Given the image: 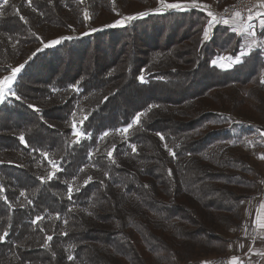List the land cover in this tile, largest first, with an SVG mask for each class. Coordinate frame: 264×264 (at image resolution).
<instances>
[{
  "label": "trees",
  "instance_id": "16d2710c",
  "mask_svg": "<svg viewBox=\"0 0 264 264\" xmlns=\"http://www.w3.org/2000/svg\"><path fill=\"white\" fill-rule=\"evenodd\" d=\"M86 1L0 0V74L25 65L20 99L0 105V264H182L225 253L236 239L224 230L238 229L258 192L234 150L260 148L264 130L232 110L244 87L264 89V28L248 48L222 25L205 40L210 11L156 10L45 47V27L73 22L54 16ZM239 56L227 70L212 64Z\"/></svg>",
  "mask_w": 264,
  "mask_h": 264
},
{
  "label": "rangeland",
  "instance_id": "374dc122",
  "mask_svg": "<svg viewBox=\"0 0 264 264\" xmlns=\"http://www.w3.org/2000/svg\"><path fill=\"white\" fill-rule=\"evenodd\" d=\"M240 0H197L198 5L197 7H192L191 0H165V3H182L183 9L187 8H196L201 10H207L211 12V16H213L212 23L214 25H211V28L209 29V26L206 27L205 31H209V34L211 35L214 31L215 27L218 25H222L227 27V24L219 23L216 24V21H222V20H228V24H230V19H224L220 16V13L227 8H230L237 4ZM258 2L264 4V0H257ZM156 5H159L158 7ZM157 7V9H156ZM161 11L166 10L162 8V5L160 4L159 0H87L82 6L79 8H75L74 11H69V13L65 15H61L60 11L58 12V17L55 15L54 19L62 20V17H68L69 20H72L71 24L67 26L66 28H54V27H45L43 31L40 32V36L45 38L48 42H52L58 39H61L63 37H78L82 35H90L93 33H97L103 30H111V29H118L125 27L129 22L132 20H128V17H136L141 18L143 16H139L140 13H152L155 11ZM171 10V9H168ZM85 13H87V18ZM215 19V20H214ZM117 21H121V26H115ZM47 30V31H45ZM95 30V31H93ZM203 38V36H202ZM122 43L120 45H117L115 43L110 44L112 46V50L117 46H123L124 40H121ZM250 44H253L250 42ZM247 44V47H251V45ZM109 46V47H110ZM198 46H196L197 48ZM107 49L108 45H107ZM108 51V50H107ZM226 59L221 58L217 60L219 63H224L226 65H230V67L226 68H219L223 70H227L232 68L236 63V59ZM19 67V64H13L12 68ZM115 73V72H114ZM11 71L8 73L0 74V80H2L4 77L10 76ZM264 76V75H263ZM16 83L13 85L15 89ZM246 90L243 91V96L240 95V98L242 101L238 100L237 102V109L238 110H232V112L235 114V120L241 121L242 123H248L250 125L256 126L257 128H260L264 130V89L257 87L256 85H249ZM231 88L228 91L220 92V97L225 95H230L233 91ZM9 98H14V96L8 95L4 102L8 100ZM124 100H128L124 96ZM1 105V104H0ZM177 110L182 111L185 110V108H178ZM177 114L176 109L174 108L173 111L170 113ZM144 116V115H143ZM142 116V117H143ZM141 117V118H142ZM166 118V117H165ZM258 138L260 141V148H254L250 147L248 149H239L234 150L235 156L245 162L247 165L246 167L248 170H250V181L254 182L253 187L258 190L256 193L257 195L254 196L252 199H250L248 202H246L247 208L255 207V203L257 199L264 195V159L261 157L264 156V132L263 134L260 132L258 133ZM244 209V218L242 220V223L237 228H232L228 233L224 230L222 236H224L225 241L230 240L231 238L236 239V242L231 243L229 246L226 245V252L222 248H219V253L214 255H207V253H204L206 255H201L197 258H188L187 260H181L182 264H205V262H210V264H215V261L218 258H222L225 256H229L231 258L235 257L238 260V264H242L243 262H248L249 264H261V262L264 261V259H261L259 256L256 257L255 252L257 248L256 246L249 245V242H247L249 237L251 235L255 234V232H251V230H245L246 229V222L251 220H248L250 214L246 215V211ZM249 213V211L247 212ZM222 230L220 231V233ZM243 240H246L245 242ZM219 245L225 246L224 242L217 243ZM245 246H248L249 248L246 249ZM251 251L249 256H245L242 253H239L240 251ZM263 253V252H262ZM242 256V259L236 257V256ZM258 259V261H257Z\"/></svg>",
  "mask_w": 264,
  "mask_h": 264
},
{
  "label": "crops",
  "instance_id": "0c3cea01",
  "mask_svg": "<svg viewBox=\"0 0 264 264\" xmlns=\"http://www.w3.org/2000/svg\"><path fill=\"white\" fill-rule=\"evenodd\" d=\"M213 19V16H212ZM215 20V19H214ZM230 24H227V27L233 32L236 33L237 35H243L244 37L247 38L248 41V45L250 44V42H252L253 44H250L251 47L254 46L256 44L255 39L258 38V30L259 29H263L264 28V4L258 2V7H257V11L254 13V15L252 16L250 22L246 25H244L239 19L238 17H234L232 19L229 20ZM215 22H213L211 25H214ZM218 25V23H216ZM248 55V52H244L242 54V57ZM226 59V58H224ZM240 61L241 56H239L238 58H236ZM246 211V215L250 214L251 208H247L245 209ZM249 211V213H247ZM248 220H251L246 222V229L245 230H251V232H255V234L251 235V237H249V239H247L251 246H258L259 248H257L256 252H255V256L256 257H260L264 251V195H261L256 203H255V207L252 208L251 214L248 218ZM244 242L246 240H243ZM246 249H248V246H245ZM244 250L240 251L239 253H242L245 256H249V254L251 253V251H245ZM239 259H242V256H236ZM258 261V259H257ZM236 263H238V260H236ZM242 264H249L247 261L243 262L241 261ZM202 264V263H201Z\"/></svg>",
  "mask_w": 264,
  "mask_h": 264
},
{
  "label": "snow or ice",
  "instance_id": "6c2138e0",
  "mask_svg": "<svg viewBox=\"0 0 264 264\" xmlns=\"http://www.w3.org/2000/svg\"><path fill=\"white\" fill-rule=\"evenodd\" d=\"M81 2H83V0H81ZM159 2L162 5V8L166 9V10H168V9H171V10H182L183 7H184L182 3H165V0H159ZM3 3L7 4L8 0H3ZM28 3L31 4V0H28ZM191 3H192V7L199 6L197 0H191ZM147 14L148 13H140L138 15L139 16H144V15H147ZM85 15H86V18H87V13H85ZM209 15H211V13H209ZM236 16L239 17L240 13L237 12ZM135 18L136 17H128L127 19L128 20H132V19H135ZM216 23H218V24L219 23L228 24V20L216 21ZM121 25H122V22L121 21H117L116 24L112 25V26L115 27V26H121ZM210 28H211V25H209V29ZM93 31H95V30H93ZM209 38H210L209 31H205L204 32V39L208 40ZM67 39H71V37H68ZM60 43H61V40H55V41L50 42L49 44H46L45 47H54L56 45H59ZM228 59L231 60V59H234V58L233 57H229ZM236 63H240V61L238 59H236ZM212 64H213V66H219L221 68L230 67V65H226L224 63H219L218 61H212ZM24 67H25V65L22 64L19 67L13 68L11 70V75L10 76L4 77L2 80H0V104L4 103V100L6 99V97L8 95L14 96L17 100L20 99V96H18L16 94V91H15L13 85L17 82L18 74L22 71V69ZM138 79L141 82H144V77L143 76H140ZM29 107H34V106L29 105ZM35 110L39 111V109H35ZM141 115H143V114L142 113H138L134 117V120L132 122H130L129 125L126 128H124L122 131L126 133L129 130V128L132 127V123H139ZM84 119H87V117H85ZM73 127L75 128V125H73ZM74 134L76 136H78V137L85 135V133H82V132H75ZM105 135H108V133L106 132ZM157 135L160 136L161 140L164 139L162 134L157 133ZM19 139L22 142H24V140H25L23 135H21L19 137ZM77 142H79V141H77ZM132 147H133V150H135V145H133ZM172 154L175 155V153H172ZM42 155L47 157L48 154L47 153H42ZM108 155L111 156L112 153L109 152ZM261 158L264 159V156H262ZM54 175H55V173L50 174L48 179H51ZM41 219H42V217H37L36 220L33 221V223H37ZM65 235H66V233H65ZM6 237H7V233H4L3 235H0V242H3L6 239ZM47 239L51 240L52 237L48 236ZM45 247H47V246H45ZM69 259H74V258L70 256ZM236 259L237 258L233 257L232 261H231V264H236ZM205 264H210V262H205Z\"/></svg>",
  "mask_w": 264,
  "mask_h": 264
},
{
  "label": "built area",
  "instance_id": "2783aa9c",
  "mask_svg": "<svg viewBox=\"0 0 264 264\" xmlns=\"http://www.w3.org/2000/svg\"><path fill=\"white\" fill-rule=\"evenodd\" d=\"M258 1L257 0H240L234 6L224 9L220 16L224 19H232L236 16V13L239 12L240 16L239 20L244 24H248L257 11ZM232 258L229 256H225L222 258H218L215 261V264H231ZM238 264V263H236Z\"/></svg>",
  "mask_w": 264,
  "mask_h": 264
},
{
  "label": "bare ground",
  "instance_id": "6f19581e",
  "mask_svg": "<svg viewBox=\"0 0 264 264\" xmlns=\"http://www.w3.org/2000/svg\"><path fill=\"white\" fill-rule=\"evenodd\" d=\"M237 17V16H236ZM239 19V18H238Z\"/></svg>",
  "mask_w": 264,
  "mask_h": 264
}]
</instances>
